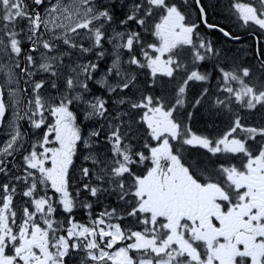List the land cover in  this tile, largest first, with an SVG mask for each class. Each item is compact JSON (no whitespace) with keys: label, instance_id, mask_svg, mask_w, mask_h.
<instances>
[{"label":"flooded vegetation","instance_id":"flooded-vegetation-1","mask_svg":"<svg viewBox=\"0 0 264 264\" xmlns=\"http://www.w3.org/2000/svg\"><path fill=\"white\" fill-rule=\"evenodd\" d=\"M184 14L188 21L185 20L183 15L184 21L180 24V33L187 42H200L212 34L211 40H216L220 44L227 42L231 46H236L231 49V53L237 54L238 57L244 60H257L263 63L262 66L254 70L253 65H250L245 73L248 76L250 71L254 81L258 77L257 72H259L261 84H264V0H190V3L184 6ZM234 57L231 59L230 64L233 62ZM214 60L216 62V57ZM234 115L238 117L241 115L243 120L249 119V124L263 120L259 117H249L248 110H236L232 112V116ZM10 125L9 111L2 99L0 90V258L2 259H9L10 226L11 220H16L17 217L16 202H19L18 214H20L21 205L25 203L26 198L32 199L39 208H42V195L35 197L34 193L43 181L50 183V194L54 203H59L63 199L66 200L67 197L72 200L73 212L74 202L85 204L86 210L97 208L102 211V209L96 207L95 202L101 203L106 198L112 200L115 191L121 195V182L119 183V180L122 179L121 170L114 173L107 172L105 167L101 166L99 168H102L100 172H105V178L103 179L110 185V188L103 192L94 185L96 179L92 174H89L87 170L89 165L84 164L76 157H73L70 163H68V159H65L66 163L63 162V165L53 164L52 170L49 171H44L46 167L43 165H39L35 169H28L27 165L22 163L23 161L26 162L27 150L24 149L22 153L19 152L20 140L15 142L13 150L10 148ZM225 125L226 123L223 126ZM45 145L47 144L44 143L43 146ZM253 145L255 149L258 148L257 144ZM242 151V153L232 154V156H236V159L233 160L231 168L226 171L233 183H240L247 174V158L256 157V150L247 149ZM12 155L15 158L14 162L18 163V166L14 165L13 168L10 159ZM257 156L263 157L261 155ZM17 157L20 158L19 161H16ZM57 161L54 160V163ZM217 170L218 166L212 165V176H215L213 182H218L217 185L225 188L223 184L226 182V177L224 174L217 175ZM11 172L19 174L15 180L13 193L9 182ZM251 172L253 173L250 176L251 179L244 181L247 189L236 192L229 186L227 188L229 191L228 197L225 195L223 201L213 195L218 199V207L213 208L211 202H207L201 188L189 182L185 176H182V180L179 182L180 187L176 192L175 180L179 173L170 169L159 171L155 187H151L153 182L149 184V187H151V203L160 205L162 213L173 224L187 223L194 226L196 221L201 220L202 228L207 233H211L213 229L221 242L220 246L226 243L231 248V252L227 256L228 260L224 262L216 261L215 264H264V220H261V217H264V174H257L255 168H252ZM112 173L114 174L113 178ZM32 175H34L33 185H31ZM21 179H23L25 192L16 187ZM76 179L78 181L81 179V182L77 185V191L74 194L71 181ZM134 181L136 182V179ZM90 183L93 184L89 188ZM168 186L170 187L168 188ZM133 187H136L135 183ZM197 193H199V196L196 200ZM115 197L117 199L118 195H115ZM131 198L132 201L136 199L135 189L132 191ZM170 199L172 201L168 204L171 209L168 210L164 200L168 201ZM114 202L117 205L116 201ZM92 214L94 216L91 221L93 230H95L97 227H101V224L98 223L101 216L97 215L98 212ZM56 217L62 218L60 223L65 227L66 214L58 211ZM81 217L80 211H74V216L69 219ZM85 217L86 214L82 219L84 220ZM35 218L36 223L33 228H30V224L25 221L18 222L21 230V240L15 255L18 251L21 252L22 255L19 261L24 264H27L29 256L30 258L33 257L27 249L39 239L38 228L41 227V213L37 214ZM29 232H32L34 239L27 238ZM220 246L215 250L217 251ZM0 264L9 263L6 260L3 263L0 261Z\"/></svg>","mask_w":264,"mask_h":264},{"label":"rangeland","instance_id":"rangeland-1","mask_svg":"<svg viewBox=\"0 0 264 264\" xmlns=\"http://www.w3.org/2000/svg\"><path fill=\"white\" fill-rule=\"evenodd\" d=\"M17 1V9L20 12H25V5L22 0H14ZM107 1L104 0L102 4L106 3ZM140 2L144 4H148V0H140ZM150 2V1H149ZM91 0H48V3L45 7V10L43 11V20L44 25L48 28L49 32L52 33L55 28L63 29V31H68L73 29L74 31L79 30L81 27L85 26L88 22L87 20H93V13L96 10L92 6ZM145 5V6H146ZM14 10V7H10L9 0H0V36L5 37L4 35V28L3 24L4 21H6V15L9 12H12ZM164 24V23H162ZM101 25H103L101 23ZM162 28L165 30V27L162 26ZM102 29V28H101ZM83 31V30H81ZM33 33L32 31H29ZM85 32V31H83ZM88 33V32H86ZM75 33L73 34V36ZM107 35V31H106ZM34 36V35H33ZM96 39V36L89 35V34H77L74 37H72V44L76 45L80 54H77L76 52H73V55H69V58L72 60H75V62L79 63H88L84 57L90 58V55L95 56L96 50L101 47L100 41L98 45L93 44ZM101 39H104L106 44L110 43L111 48L106 49V52L111 53V60L110 65L107 64V66H111L113 68V79L112 81H108V84L105 82L103 83L104 86L108 89V86L110 83L115 82L117 84L123 83L124 86H132V83L128 80L124 69H123V53L121 52V49L123 48V43L120 42L122 39H119L118 37L114 35L108 34V39H105V34L102 33ZM181 41V40H178ZM37 46V45H35ZM38 48H41L42 53H38L40 55L41 60L45 61V64H51L55 61V58L58 56H63L62 51H50L47 52L45 48L38 46ZM115 50L116 56L113 54V51ZM238 53V51H236ZM84 56V57H83ZM234 56V54H233ZM27 60L29 63V71L28 75L24 78L26 82L25 89H22L20 87L19 83H16L17 87L19 89H16L13 94H9L7 92V95L9 97V101L11 102L7 103V108L12 105L11 112H9V118L12 114V111L15 107V103L17 102V107L22 111L23 103L25 101L26 104H31L34 106L35 111L37 114H42L45 112V110H48L47 113H44L39 116L38 118V128H37V136L32 137L33 135L29 136V138H26V135L24 134V131L20 128L19 123L16 129L14 130V135L12 137H15L16 140H20L21 142H24L27 147L31 144L35 146V149L33 150L34 155H32V158L35 160L40 161H47L48 155L55 154L56 156H62L64 155L69 158L71 154V145L70 141L66 139L65 144H61L56 149V142L54 137L51 138V131L50 127H52L53 123L58 121V127H60L62 124H64V129L61 131L60 137L65 139V133L66 128L68 124V114L67 112L62 109V105H67V98L65 95V92L61 88H65L66 84L69 82V75L68 73L72 69V64L65 63L64 66H62L59 71L56 72V76L53 74H50L46 77V80H42L43 78V66H40V73L38 75V82H36L33 79V76L39 71L37 67H39L38 58L35 55H27ZM23 63H25V59H22ZM18 75L21 77V73H18ZM18 77V76H17ZM103 78H107V73H103ZM12 82L14 81V78L11 77ZM60 82L62 84H60ZM99 84V83H98ZM18 90V91H17ZM49 93V98H47V95ZM21 96V100H20ZM53 96V103L51 104L50 98ZM13 97V98H12ZM85 96L83 94L76 96V101L78 102L76 105V109L78 111H81L83 113V105L80 104L84 100ZM178 97L177 99H179ZM14 99V101H13ZM208 108V109H206ZM204 108L200 113L201 117L205 118V120L210 121V118L216 119L217 117L220 120V117H224L221 119L220 123L218 125H224V123L228 120L229 114L221 112L213 113L215 115H212L211 112H213L211 107L207 106ZM215 112V111H214ZM50 113V114H49ZM162 114V115H161ZM181 114L183 118L189 122L193 121L194 118L198 120L197 116H191V112L189 110V107L186 106L181 111ZM125 117L126 119L128 118ZM144 121L148 124L150 129L154 134H157V138H163L165 136H169L170 133L172 135L170 137H174V132L171 129V125L168 124V120L164 119L163 111L161 109L152 110L149 109V107L144 112ZM115 121V123L113 122ZM164 122L165 126L164 128L160 127V123ZM230 122V120H229ZM111 128L110 130L121 128L119 115H113L111 119L109 120V123H107ZM244 126V125H241ZM221 128V127H220ZM157 129V131H156ZM169 129V130H167ZM49 132V133H46ZM238 131L242 136L247 137L248 133L253 134L256 136H261V134L256 131H252L248 128H241L237 125L230 124L228 125V129H226L222 136H225L226 139L222 140L221 142H215L214 147L211 146V144L205 140L199 139V138H187L184 139V142L186 145L193 147V146H199L201 148H209L210 150L216 152V153H222L225 152L226 154H236L239 150V148H233L232 143L229 142L227 139H231L233 137V134ZM96 132V131H95ZM198 133L204 134V131H199ZM261 140L263 137L260 138ZM11 149L14 148L15 141L10 139L9 141ZM46 143L47 145L43 146V144ZM256 150L255 156L256 157H248L246 162L247 167V174L243 177L242 181L251 179L250 176L253 174L251 172L252 168H255L257 171V174H264V146H260L257 149L252 148L251 149ZM261 155L263 157L257 156ZM170 163L174 164L175 160L174 158H170ZM28 166H34L36 164L35 162H26L25 163ZM177 166V165H176ZM101 167V166H100ZM180 170H182L184 176L190 180L194 181L192 177L188 174L186 170L182 168L181 165L177 166ZM102 169V168H101ZM208 174L213 175L211 170H206ZM149 181L153 182V178L150 175ZM148 181V182H149ZM241 181V182H242ZM180 186L176 187V191L178 190ZM150 190V188L148 189ZM145 192H147L145 190ZM176 195V193H175ZM221 195V192H220ZM145 196V194H143ZM172 199L168 200L167 203L171 202ZM68 208L67 205H63V209L66 211ZM122 239V236L117 228L109 229L108 227L97 229L94 232H89L84 227H72L67 232V239L65 242H58L57 244H54L51 246L52 252V263L51 264H62L61 259L66 256V253L68 250H72L75 253H80L84 255V259L88 262V264H98L100 261L105 260L104 256L107 255V250L109 248H112L114 246L115 242H120ZM95 240H97L103 247V250L97 249V246L95 244ZM68 241L70 243H68ZM149 244L148 241H146L141 235L135 234V242L133 245H131V248L133 249H141L145 248ZM60 247V251H58V254L55 253V247ZM92 251L89 253L87 250ZM184 252L186 253H192L190 251V247L184 246L183 247ZM46 253L49 254L50 249H45ZM158 251V249L156 250ZM88 259L91 260L89 262ZM108 259L111 261L110 264H130V261L128 259V253L127 251L121 249L115 251ZM104 262V261H103ZM145 262V261H143ZM148 263V262H147ZM73 264H83L82 260H76ZM149 264V263H148ZM168 264V263H165Z\"/></svg>","mask_w":264,"mask_h":264},{"label":"trees","instance_id":"trees-1","mask_svg":"<svg viewBox=\"0 0 264 264\" xmlns=\"http://www.w3.org/2000/svg\"><path fill=\"white\" fill-rule=\"evenodd\" d=\"M97 5L99 4V1L96 0ZM113 6L109 5L106 7V9L108 10V12L110 13L111 17H116L117 19H120L121 21H123L124 23L127 24H133L135 27H130L127 26V29L131 32H133L135 34L136 40L138 42L139 47H144V48H136L134 46L131 45V50L130 53H134L136 56L134 57V69H137V73L143 77L142 81L140 82H136L135 80L132 81L133 86L131 87L130 91L134 92L137 91L138 89H140V91H144L146 90V87L148 84H151L150 82H148V80L150 79V77H153V73H155V76L152 79V83L154 82V92L153 95L151 96V100L154 102H159V101H167L169 104L171 103V101L176 100L180 95H177L175 93H178L179 87L181 85L182 82V75H174L176 77H181L178 78V80L174 81L173 84H168V90L167 91L165 89H159V85L162 84V81H158L159 78H163V76L161 75H165V70H168L169 65H170V61L169 59L172 58L173 59V64H174V68L173 69H179L181 66H185V65H189L190 66V70L195 72L197 71V73L204 79V81L207 79H209L212 83H217L218 84V88L222 87L223 84L220 83V81L224 78V77H228L231 72L230 71H226L223 66L220 65V63H228L231 61V59L234 57L233 62L231 63V67H232V71L235 74H239L240 72H242L243 70L247 69L250 65H253V70L262 66L263 63L260 61H252L249 59L244 60L241 57H238L237 54L231 53L230 51V45L227 42H224V44H220L218 41L216 40H208L207 43H201L202 45V49L203 52L200 49V57L203 63H205L207 66L205 68V70H200V65H195L194 62H192V60L190 61V58L188 55H186L184 57V59H181L179 56L182 55V52H180L182 49V47H173V46H166V39L164 38V36L162 35V33L158 30L157 27H154V34L151 35V39L149 40L148 37L150 36V31L147 28V23L146 22H151L150 20H148V13L147 11L144 12H137V13H128L124 10H113L111 9ZM156 22H158V20L154 19V23L156 24ZM138 24V25H137ZM18 31V29L12 28L11 32L16 33ZM153 40V41H151ZM149 45H156L155 47V52H150L149 51ZM67 46V45H66ZM190 48L193 51V54H190V56L196 60V55H195V49L199 48V46L193 41L192 44L190 45ZM72 50L74 52H76L77 54H80L79 50L76 48H72ZM221 51H223V54H221ZM129 53V52H128ZM216 53V56H214V54ZM214 57H216V62L213 59ZM91 58V57H90ZM192 62V63H190ZM100 66V63L98 64ZM48 76H49V72H47ZM258 77H256L254 79L256 87L257 88H264V84H261V77L259 75V72H257ZM136 78V77H135ZM236 81L238 80V78L235 79ZM90 78H85V83L90 82ZM231 85V83L229 84ZM226 85V86H229ZM91 88L94 91H99V88L96 86H91ZM133 88V89H132ZM93 90H91L90 88H88V92H92ZM175 90V91H172ZM180 92L184 95V96H188L189 93L187 91H183L180 90ZM202 91L199 89H196L194 91L191 92V101H188V104L192 106H190V112H191V116H197L198 120L194 118L193 121H189L192 126L198 130V131H204V134L206 135H211L214 132H210L208 131L209 129H213V131H216V127H219L220 125L217 126V124H219L221 121V119L225 118L224 117H217L216 119H212L210 118V121L205 120V118L201 117L200 113L202 111L203 107L209 106L212 107V104L214 103V101H216L217 97L216 94H212L210 91L204 96L202 97L201 95ZM148 94H143L144 96H147ZM198 102H200V104L198 105ZM32 107L33 105L31 104H26L25 101L23 103V108H22V115H21V119H20V124L19 126L22 128V130L24 131V134H26V136L29 138V136H31L30 133H32L31 131L28 130L27 126L28 123L26 121V117L25 115H32ZM63 108L69 110L70 106L67 105H62ZM121 107L116 106L115 110L120 109ZM164 108V107H163ZM177 111L180 113L182 111V107L179 105L177 106ZM208 109V108H206ZM205 110V109H204ZM203 110V111H204ZM239 110V109H237ZM213 112L212 115H215L213 113H221L218 109H214L212 110ZM215 111V112H214ZM140 111H138L139 114ZM128 112L126 114H122V115H127ZM261 118V117H260ZM229 118L228 120L225 122L226 125H228L229 122ZM125 125V123H124ZM188 125V124H187ZM225 125V126H226ZM124 128V127H122ZM121 128V129H122ZM133 128L136 131V135H137V140H136V146H137V150H138V158H139V164H148L147 162V158L150 157V153L149 150L152 146L158 147L155 143H152V140L150 138V133L147 130V127L144 125V123L141 121V118H135V120L133 121ZM35 135H37L36 131L34 132ZM122 148L125 149H131L132 148V143L128 140H125L123 142ZM30 149L33 151L35 149V146L33 144L30 145ZM189 153L193 154L194 152H196L195 149H190L188 150ZM212 162L210 160H208L206 157H196L193 159H189V167L192 169V172H194L195 174L198 173V171L201 172H205L208 173L206 170H211L212 169ZM99 181L100 184V180L97 179ZM104 188H101V191H106L107 189L110 188V185L107 184L106 181L103 182ZM79 184V183H78ZM76 184V188L77 185ZM93 183H91L92 186ZM43 184L38 187V190L41 194L44 193V186L42 188ZM51 200H52V196H51ZM53 201V200H52ZM113 202V206L115 204V202L112 200ZM143 203V202H142ZM141 205V202L139 203ZM84 207H86L85 204L82 203H78V209L79 210H83ZM85 210V209H84ZM85 214V211L81 212L80 215L83 217ZM148 216H149V212L147 210L144 209H139L138 210V214H137V220L136 222H129L126 221V224L135 227L137 225V223L142 224V223H147L148 222ZM81 217V218H82ZM141 229V228H140Z\"/></svg>","mask_w":264,"mask_h":264},{"label":"bare ground","instance_id":"bare-ground-1","mask_svg":"<svg viewBox=\"0 0 264 264\" xmlns=\"http://www.w3.org/2000/svg\"><path fill=\"white\" fill-rule=\"evenodd\" d=\"M187 9V8H186ZM1 73H2V70H0V75H1ZM98 88H99V84H97L96 85ZM95 86V87H96ZM132 86H133V84H132ZM133 89V88H132ZM1 90V95H2V99L5 101V103H6V107H7V103H9V102H11V100L9 101V97H8V95H7V91H5V90H3V89H0ZM116 103L118 104L119 103V100H116ZM77 105V104H76ZM118 107H121V106H118ZM11 108H12V105L10 106V107H8L7 108V110L9 111V112H11ZM80 113H82L81 111H79ZM128 112V110H127V108L125 107V106H123V107H121L120 109H118V110H115V113L113 114V115H116V114H118L119 115V120H120V122H121V124H120V126H121V128L122 127H124L125 125H124V123H125V121H126V118L125 117H127V115H122V114H126ZM50 114V113H49ZM233 118L235 119V120H243L242 119V116L240 115L239 117L237 116V115H234L233 116ZM114 123H115V121H113ZM19 124H20V121H19ZM21 128V127H20ZM27 128H28V130L29 131H31L32 133H30L31 135H33L32 137H36L37 135H35V130L34 129H30V127L29 126H27ZM51 128L52 127H50V131H51V138L53 137V134H52V130H51ZM84 128V127H83ZM109 128H111V126H109L108 124L106 125V130L107 131H109L110 129ZM120 128V129H121ZM22 129V128H21ZM95 131H96V134L99 136L100 135V128L98 127V126H96L95 127ZM37 133V132H36ZM46 133H49V132H47L46 131ZM101 133H102V130H101ZM26 135V134H25ZM26 138H28L27 136H26ZM11 148V147H10ZM26 148H27V145L24 143V142H21L20 141V150H19V152L20 153H22L23 152V150L25 149L26 150ZM13 150V149H12ZM18 155H19V153H18ZM32 155H34V152L32 153ZM14 155H12L11 157H10V159H11V167L13 168L14 167V165H17L18 166V163L17 162H14V157H13ZM101 157H103V154H101L100 152H90V153H88V155H87V160H88V168H87V170L89 171V174H92L94 177H95V179H96V181L94 182V185L96 186V187H98V188H104L103 187V185H104V179L103 178H105V172H103V171H101L100 172V170L101 169H99L100 168V166H103V164H104V161L103 160H100L99 158H101ZM99 159V160H98ZM20 160V158L19 157H17L16 158V161H19ZM190 168V167H189ZM191 169V168H190ZM191 171H192V169H191ZM75 173H76V170H75ZM19 174L17 173H13V172H11L10 173V175H9V182H10V185L11 186H14L15 185V180H16V178H17V176H18ZM28 175H29V173H28ZM33 176V179L32 180H34V175H32ZM97 179H99L101 182H100V184H99V181L97 180ZM81 182V179H80V181H78L77 179L75 180V181H71V183H72V191H73V193L74 194H76V191H77V188H76V184H78V183H80ZM16 187H18V188H21L22 189V192H25V188H24V185H23V179H21L20 180V182L16 185ZM91 187V183L89 184V188ZM42 188H43V186H42ZM85 189H86V185H85ZM83 204V203H82ZM74 207L76 208V210L77 211H80V213L81 212H83V211H85L84 209H85V207H84V209L83 210H79L78 209V203H75L74 202Z\"/></svg>","mask_w":264,"mask_h":264},{"label":"water","instance_id":"water-1","mask_svg":"<svg viewBox=\"0 0 264 264\" xmlns=\"http://www.w3.org/2000/svg\"><path fill=\"white\" fill-rule=\"evenodd\" d=\"M36 264H45V260L41 259Z\"/></svg>","mask_w":264,"mask_h":264}]
</instances>
